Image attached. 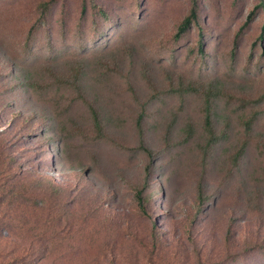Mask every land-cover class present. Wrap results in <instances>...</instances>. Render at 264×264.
I'll use <instances>...</instances> for the list:
<instances>
[{"label":"rangeland","instance_id":"obj_1","mask_svg":"<svg viewBox=\"0 0 264 264\" xmlns=\"http://www.w3.org/2000/svg\"><path fill=\"white\" fill-rule=\"evenodd\" d=\"M261 2L0 0V264H264Z\"/></svg>","mask_w":264,"mask_h":264},{"label":"trees","instance_id":"obj_2","mask_svg":"<svg viewBox=\"0 0 264 264\" xmlns=\"http://www.w3.org/2000/svg\"><path fill=\"white\" fill-rule=\"evenodd\" d=\"M196 5H197V0H191V10H190L189 17H187L184 20V22L180 25L179 32H178L179 34L184 33L189 28L191 22H196V20H197V14H196L197 7H196ZM259 7L264 8L263 2L260 3ZM136 200H137L138 207H139L141 213L145 214L141 191L136 193Z\"/></svg>","mask_w":264,"mask_h":264}]
</instances>
